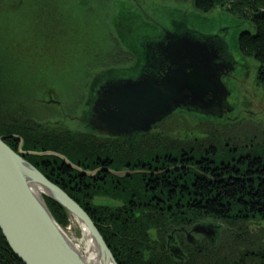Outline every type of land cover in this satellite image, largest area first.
Instances as JSON below:
<instances>
[{"label": "trees", "instance_id": "16d2710c", "mask_svg": "<svg viewBox=\"0 0 264 264\" xmlns=\"http://www.w3.org/2000/svg\"><path fill=\"white\" fill-rule=\"evenodd\" d=\"M191 2L197 13L222 11L242 22L247 29L249 26L253 28V32L239 33L233 47L240 55L258 65L256 84L264 88V0H191ZM55 4L57 5L55 15L60 17L61 21L56 28L62 33L60 37L56 36L61 39V44L47 42L46 29L40 18L35 20L36 25L31 23L27 30L26 26L24 27V41L16 42L7 50L5 55L9 60L0 57V137L18 136L24 142V151L55 152L66 157L72 164L90 171L97 169L98 162L103 161L114 171H121L126 164L137 162L141 155L146 158L147 163H152L155 156L159 157L160 161L163 157L180 159L184 154L187 157H194L196 161L205 159L199 168L195 166L196 171L189 170L187 173L178 169V175L182 177L179 185L194 184V191L190 195L185 192L178 195L167 194L164 191L162 194L164 201L174 203L178 201L185 206L183 211L170 212L147 207L129 211V207H125L129 200L147 203L152 197L143 191L141 176L138 174L132 175L129 179L111 175L86 178L70 170L57 158L24 157L88 214L109 246L117 264H264V227H251L252 224L264 222L263 127L257 124L254 126L253 123L229 127L234 123L223 126L222 122L210 119L202 121L204 124L190 128L185 120L178 122V118L171 116L162 122L158 135L152 134L148 137L154 142L125 146L120 143H108L106 140L111 138L98 137L93 135L92 131L85 134L71 131L64 126L43 125L28 110L14 107V103L7 95L10 86L5 84L4 75L7 74V68H13L18 74L26 70L27 66H31L29 60L36 61L31 59L32 55L38 56L40 65L35 67L37 66L40 71L44 70L40 68L41 66L45 69L56 68L55 64L52 66L45 64V60L52 58L53 53L58 55L59 51L60 57L66 60L69 66L73 67L77 63V69L85 67L88 60L94 63L91 67H103L108 70L112 65L119 66L134 59L129 50L120 48L121 42L117 44L107 27L104 37L96 40L88 32H83L81 25L79 26L78 15L81 14L76 12L77 17H72L64 11L66 8L62 6L61 0H56ZM36 9L39 10L37 7ZM93 11L90 9L84 14L87 16ZM2 63L7 65L4 71L1 70ZM15 90L17 87L8 92ZM17 104L21 103L17 101L15 105ZM212 122L218 125L213 126ZM178 132L183 135L179 136ZM188 133L197 135L199 141L186 137ZM257 135L260 136L259 143L258 141L253 143L252 140H255ZM239 139L249 140L247 146L238 142ZM4 143L14 152L17 151L18 140L7 138ZM243 147L252 150L243 153L239 151ZM241 156H250L254 159L251 163L244 162L240 159ZM168 168L165 165L162 170ZM98 178L102 180L95 183ZM96 197L109 199L116 205L112 202L110 208L96 207L93 203ZM45 203L56 223L65 226L67 216L63 208L47 198ZM166 206L167 204L164 205ZM96 212L100 217V226L96 224L98 219L95 216ZM167 219H175L176 225L184 224V221L206 219L208 224L220 225L223 237L216 242V246L206 243L196 247L186 246L185 255L177 242L176 248L166 252L164 230L169 227ZM155 230L161 232L158 236L161 253L142 255V251L146 250L143 249L142 241H147V233ZM0 264H22L9 248L1 232Z\"/></svg>", "mask_w": 264, "mask_h": 264}, {"label": "water", "instance_id": "95a60500", "mask_svg": "<svg viewBox=\"0 0 264 264\" xmlns=\"http://www.w3.org/2000/svg\"><path fill=\"white\" fill-rule=\"evenodd\" d=\"M226 50L224 40L216 35L165 30L158 41L146 45V64L137 78H112L99 85L89 127L94 134L123 138L148 133L155 124L181 109L219 117L230 96L223 79L233 72ZM111 72L107 77H111ZM7 138L18 140L16 153L4 143ZM23 147L18 136L0 137V232L18 260L22 264H86L78 251L65 243V232L45 204L44 198H48L85 228L102 255V264H117L87 213L23 157L57 158L86 178L97 172L107 171L117 178L138 172L88 171L58 153L27 152ZM34 187L42 191L33 192ZM188 240L191 241L190 236Z\"/></svg>", "mask_w": 264, "mask_h": 264}, {"label": "rangeland", "instance_id": "374dc122", "mask_svg": "<svg viewBox=\"0 0 264 264\" xmlns=\"http://www.w3.org/2000/svg\"><path fill=\"white\" fill-rule=\"evenodd\" d=\"M37 1L41 3V22L46 28V19L50 16L48 15L49 6L52 3L55 4L56 0ZM4 2L0 3V57L9 60L5 55L7 50L16 42L24 41V27L26 26L27 30L31 23L36 25L33 18L38 13L33 5L26 2L18 8L11 7L9 3ZM61 4L66 8L64 11H67L70 16L77 17V13L81 14L78 15L79 26L81 25L83 32H88L96 40L104 37L105 27H107L117 44L121 42L120 48L130 50L134 61L122 63L119 66H117L118 64L112 65L104 71L103 67H91L94 63L92 60H88L85 67L77 69V63L73 67L69 66L66 60L60 57L61 51H59L58 55L53 53L52 58L45 60V64L50 66L55 64L56 68L45 69L44 66H41L40 68L44 70L40 71L37 66L35 67V65H40L38 56L32 55L31 59L36 61L27 60L31 66H27L26 70L19 74L13 68H7V65L2 63L1 70L4 71L7 68L4 82L10 86L8 90L17 87V90L11 93L7 90V95L14 103V107L28 110L41 124L50 127L64 126L71 131L85 134L93 131L88 125V119L93 101L92 90L94 88L91 89V86L96 83L95 76L99 77L98 85H100L106 80L108 71H112L111 76L121 77L120 79L137 74L139 72L137 70L138 60L140 59L138 54L140 50L143 51L142 47H146L152 42L156 32H158L157 37L159 36L157 29L160 27L161 30L163 27L168 30H176L178 26H184L195 34H219L232 56L239 59L237 68L229 79L228 87L230 96L227 101L234 108V114L231 119L222 122V125L234 123L229 127H235L238 124L253 123L254 126L257 124L264 128V88L257 85L255 79L258 65L240 55L233 47L239 33L253 32V28L249 25L247 29L245 25H242V22L222 11H213L209 14L197 13L191 0H61ZM44 5L46 7H43ZM55 7L57 8V6ZM90 9L94 11L86 16L84 13ZM54 39L59 42L58 36H55ZM47 40L50 42L48 37ZM135 60L137 63H134ZM17 101L21 104L15 105ZM174 116L178 118V122L185 120L190 128L212 118L205 115L197 117L188 112ZM212 121L216 120L212 119ZM211 124L218 125L215 122ZM180 133L178 132L179 136L183 135ZM96 136L105 137L100 134ZM186 137L199 141L197 135L188 133ZM259 138L260 136L257 135L252 142L258 141L259 143ZM238 142L246 145L249 140L241 141L239 139ZM243 148H240L239 151L245 153L252 150ZM61 227L73 244H82L83 234L72 217L69 220L67 216L65 226ZM251 227L262 228L264 222L252 224ZM222 237L221 228L217 234L207 237L206 241L209 245L216 246V242L218 243Z\"/></svg>", "mask_w": 264, "mask_h": 264}, {"label": "flooded vegetation", "instance_id": "af4514ba", "mask_svg": "<svg viewBox=\"0 0 264 264\" xmlns=\"http://www.w3.org/2000/svg\"><path fill=\"white\" fill-rule=\"evenodd\" d=\"M5 1L4 3H9L11 5V7H20L23 3H29L31 5H33V7H37L39 10H37L38 15L36 17L33 18V20H37V19H42L41 17V3L38 2L37 0H0V3ZM50 3V2H48ZM57 5H55L54 3H52L51 6H49V10H48V15H50L46 21H47V27L46 29V35L48 36V39L50 40V42H48L49 44L54 43V44H61L59 39V42L56 41V39H54V37L56 35H58L59 37L61 36V32L57 31V25L61 22L60 21V17H57L55 15V9ZM43 7H46V5H44ZM185 25V23H184ZM177 26V25H176ZM178 29H183V30H188L187 28H185L184 26H178ZM172 31L174 32V30H168L165 28H158L159 31V36L158 32H156V34L153 36L152 38V42L151 43H155L156 41H158L162 35L164 31ZM202 34V33H199ZM202 35H210L209 33H203ZM143 51L140 50L139 54H138V58H140L138 60V67L137 70H139V72L137 74H134L132 76H127V78L129 79H135L139 76V73L142 69V67L146 64L145 63V46L142 47ZM227 53V57L229 59V61L232 63V67H233V72L236 70L237 68V64L239 62V59L237 57H233V61L231 60L230 57V53L226 50ZM144 54V55H143ZM133 59H131L128 63H132ZM134 63H137V61L135 60ZM232 73H230L228 75V77L224 78V82L226 83V85L228 84L229 87V83H230V77L232 75ZM114 77H107L105 78L107 80L112 79ZM126 78V79H127ZM91 79V78H90ZM96 79V83L94 84V86H91L94 88L92 90V103H91V108L93 105V102L96 98V92L99 88L98 85V80L99 77L95 76ZM103 81V83L105 82ZM90 108V111H91ZM234 108L232 106H230V104L227 102L226 105V109L223 110L222 114L218 116H206V117H212L210 119H215L216 121H220V122H224L228 119H231V117L233 116L234 112H233ZM184 112H188V113H193L195 116L198 117V114L196 111H192L189 109H181L178 112H175L173 115L176 114H180V113H184ZM91 114V112H90ZM204 116V115H203ZM162 122L155 124L152 129L148 132V133H134L132 135H128L125 136L123 138H111L110 140H106V142L108 143H115V144H122L125 146H136V145H145L147 143H152L154 142V140L152 139H148V137H150L152 134H156L158 135V133L161 131V126H162ZM204 124V123H202ZM201 125V124H198ZM110 138V137H108ZM159 141V140H158ZM202 159V158H201ZM241 160H243L244 162H249L251 163L253 161L254 158L250 157V156H241L240 157ZM206 160L202 159L201 161H196L194 157H187L186 154L182 155L180 159H178V157H163L162 160L160 161V158L155 156L154 158H152V163H147L146 162V158L141 155L137 162H130L128 164H126L125 168H127L130 172H134L137 171L139 172L138 175L141 176V186L143 188V191L146 194H150L152 197L148 199L147 203H141V202H134V201H127V206L125 207H129V211H131L132 209H139V208H145L147 207V209H157L158 211H164V209L166 211H183L184 207L182 204H179L178 201L177 202H171V201H164L162 199V194L165 191L167 194H174V195H178L179 193H187L188 195H190L191 193H193V187L194 184H192L191 186H180L179 185V181L181 180V176L179 177L178 175V169L180 170V172L183 171H196V167H200V164H203ZM132 163V164H131ZM107 162H98V167L97 169H110L109 165H106ZM207 164H209L207 162ZM167 165L169 168L166 170H162V168ZM196 166V167H195ZM208 170V169H206ZM114 171V170H113ZM165 171V172H164ZM214 171V170H213ZM212 171V172H213ZM170 172V173H168ZM200 175L202 173L198 172ZM97 175H102L103 177H106L107 175H110L107 171L106 172H100L97 173ZM178 175V176H175ZM185 176V175H184ZM131 177V176H130ZM130 177H126V178H130ZM102 178H98V180H95V183H98L99 181H101ZM170 199V198H169ZM113 202V201H112ZM112 202L109 199L106 198H99L96 197L93 201L94 206L96 207H105V208H110V206L112 205ZM114 203V202H113ZM166 207H164V205H166ZM114 205H116L114 203ZM95 216L98 218L96 220V224L100 226V217L98 216V213H95ZM216 222V221H214ZM166 223L169 224V227H167V229L164 230V232H166L165 234V249L166 252L172 250L171 247L176 248L178 243L181 252L184 254V248L186 246H191V247H196V246H200L203 243H206L207 245H209L206 241L207 237H210L211 231H209V228H212L211 224H208L209 222L206 219H202V220H197V221H191L189 220L188 222L184 221V224L181 225H176L177 221L175 219H167ZM186 223V225H185ZM221 224V223H220ZM220 225L218 223H215V228L217 229ZM104 230V229H103ZM161 232H158V230L155 231H149L148 234V240L147 241H142V245H143V249H146L145 251H142V255H150L151 253L155 252V253H161V247H160V242L158 240V236ZM191 237V241L188 240V237ZM109 247V246H108ZM110 249V248H109ZM111 251V250H110ZM163 253V252H162ZM169 254V253H168ZM183 255L180 254L181 258H183Z\"/></svg>", "mask_w": 264, "mask_h": 264}, {"label": "bare ground", "instance_id": "6f19581e", "mask_svg": "<svg viewBox=\"0 0 264 264\" xmlns=\"http://www.w3.org/2000/svg\"><path fill=\"white\" fill-rule=\"evenodd\" d=\"M26 172H23V174H25ZM41 192L42 189L33 188V192ZM74 220V219H73ZM74 222L77 224V226L82 230V234H83V242L80 245H73L71 243V241L68 239V237L66 236V234L64 233V235L61 233V235H63V239L65 241V243L67 245H69V247L73 248L74 250L78 251V253L82 256V260L83 262H85L86 264H102V255L100 254V252L95 248L94 243L90 240V238L87 236L85 228L82 227L80 225V223H78L77 221L74 220Z\"/></svg>", "mask_w": 264, "mask_h": 264}]
</instances>
